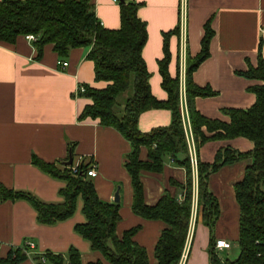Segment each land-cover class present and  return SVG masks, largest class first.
Wrapping results in <instances>:
<instances>
[{
  "label": "crops",
  "instance_id": "obj_1",
  "mask_svg": "<svg viewBox=\"0 0 264 264\" xmlns=\"http://www.w3.org/2000/svg\"><path fill=\"white\" fill-rule=\"evenodd\" d=\"M92 1L100 24L108 29L118 28L119 0ZM131 1L140 3L136 13L145 22L147 33L141 56L149 73L150 92L158 100L167 97L158 69V60L163 56L162 35L175 30L168 37L167 69L170 76H178L179 102L186 128L189 125L184 97L186 60L199 52L205 23L213 31L209 55L194 69L192 80L200 87L209 86L215 94L196 96L194 107L203 116L228 122L229 117L222 109H244L254 103L255 94L249 87L260 84L261 80L237 72L246 70L249 65L255 66L259 54L264 60V0ZM182 15L186 36L183 60L179 36ZM87 50L73 47L60 58L52 44H45L41 57L36 59L32 40L25 35L17 36L12 43L0 42V184L14 191L31 193L42 202H61L59 190L65 182L42 171L31 159L35 156L62 165L72 147L73 162L81 158L95 163L96 175L90 179L99 200L114 202V192L118 190L116 236L121 237L125 230L138 227L132 239L145 249L148 264H155L154 246L166 223L143 218L131 209V179L124 166L131 150L129 141L115 128L101 125L98 119H79L91 99L76 93V87L79 84L95 88L106 85L105 81L94 79L93 62L86 58ZM59 60H66V67L60 68ZM170 120V110L151 108L138 115L137 128L146 132L156 126H166ZM202 129L207 135L211 134ZM223 147L247 152L253 143L243 136L209 139L197 148V158L212 162L216 151ZM138 157L147 159L146 147L140 148ZM250 161L244 158L224 164L207 177V188L219 208L212 239L230 242L229 248L218 250L221 258L234 259L239 250V210L233 185L242 178ZM185 177L184 167L168 155L164 156L160 172L142 171L140 174L144 202L154 204L165 191L180 199V190L169 180L183 183ZM192 181L188 232L178 264H210L209 229L196 210V172H192ZM81 208L82 199L77 197L71 216L43 224L37 221L36 211L26 200L0 198V256L4 257L10 248L23 247L25 257L20 264H36L33 258L37 254H61L66 259L68 250L74 248L79 252L81 264L96 260L109 264L99 251L90 248L88 240L75 232L74 226L86 221Z\"/></svg>",
  "mask_w": 264,
  "mask_h": 264
},
{
  "label": "trees",
  "instance_id": "obj_2",
  "mask_svg": "<svg viewBox=\"0 0 264 264\" xmlns=\"http://www.w3.org/2000/svg\"><path fill=\"white\" fill-rule=\"evenodd\" d=\"M119 27L108 29L100 24L94 12L92 0H0V42L12 43L19 35H34L32 44L36 59L42 55L45 44H52L60 58L73 47L88 48L86 58L93 62L94 79L105 81L102 88L85 86L81 94L91 99L85 105L79 119H98L101 125L115 128L126 138L131 150L124 166L132 186V211L146 219H159L166 223L154 246L155 264H178L186 240L190 219L193 181L192 168L185 137L184 123L179 100L177 74L172 77L167 65L170 58L168 37L175 30L163 33V56L158 60L161 86L166 91L165 100L156 99L150 92L149 73L146 70L141 49L146 41L145 22L137 16L139 2L118 1ZM212 29L204 25L200 50L187 58L184 76L186 113L195 153L200 144L209 139L243 136L252 141L253 147L241 152L231 147L216 151L212 162H202L196 154V210L197 216L208 227L210 233V264H264V60L258 55L255 66L237 73L247 78L261 80L249 89L255 101L247 108H225L229 121L203 116L194 107L196 96H211L215 92L209 86L200 87L192 80V72L209 55V40ZM123 97L120 100V97ZM166 108L171 120L166 126H156L142 132L137 128L138 115L147 109ZM210 135H207L202 128ZM147 148V159L140 160V148ZM184 167L183 183L170 179L181 193V198L165 191L152 205L144 202L140 181L142 171L160 172L164 156ZM73 156L72 147L68 156ZM250 158L243 176L234 183V195L238 204V253L234 259L221 258L214 249L212 233L219 208L214 195L207 188L208 175L224 164ZM32 163L54 178L65 182L59 190L61 202H42L31 193L14 191L0 184V198L26 200L36 211L39 223L53 224L71 216L77 197L82 199V213L86 221L76 224L74 230L90 243L92 250L99 251L109 264H148L145 249L132 236L138 227L125 230L121 237L115 234L119 219V203L98 199L93 183L86 175L92 160L75 162H45L36 158ZM23 247L10 248L0 264H20L25 254ZM81 264L79 252L70 248L66 259L61 254L49 252L34 256L36 264ZM88 264H103L100 260Z\"/></svg>",
  "mask_w": 264,
  "mask_h": 264
},
{
  "label": "built area",
  "instance_id": "obj_3",
  "mask_svg": "<svg viewBox=\"0 0 264 264\" xmlns=\"http://www.w3.org/2000/svg\"><path fill=\"white\" fill-rule=\"evenodd\" d=\"M184 17L182 15V19L180 20V26H179V32H180V53L182 56V60L184 59V49H185V28H184V21H183ZM26 38L33 40L35 39L34 35L32 34H28L25 35ZM58 65L60 66V68H64L67 65V61L66 60H59L58 61ZM85 91V86L82 84H79L76 87V93H83ZM184 123V121H183ZM184 130H185V137H186V141H187V147H188V153H189V158H190V164H191V168H192V172H196V153H195V146H194V141H193V137L191 134V130L190 127L188 125V128L185 127L184 125ZM81 159V158H80ZM78 159L76 161V163L72 166V170L75 171L76 170V166L78 164V161L80 160ZM86 175L90 178L94 177L96 175V166L95 163L92 162L91 165L87 168L86 170ZM28 246L30 247L31 244L28 243ZM230 247V242L224 239H215L214 241V249L215 250H221V249H227ZM40 260L44 263L47 264L44 261V258L41 257Z\"/></svg>",
  "mask_w": 264,
  "mask_h": 264
},
{
  "label": "water",
  "instance_id": "obj_4",
  "mask_svg": "<svg viewBox=\"0 0 264 264\" xmlns=\"http://www.w3.org/2000/svg\"><path fill=\"white\" fill-rule=\"evenodd\" d=\"M120 2H125L126 0H119ZM72 161L71 156L68 157L67 161L65 162L66 165H69ZM113 201L114 202H118L119 201V196H118V190H116L114 192V196H113Z\"/></svg>",
  "mask_w": 264,
  "mask_h": 264
},
{
  "label": "rangeland",
  "instance_id": "obj_5",
  "mask_svg": "<svg viewBox=\"0 0 264 264\" xmlns=\"http://www.w3.org/2000/svg\"><path fill=\"white\" fill-rule=\"evenodd\" d=\"M122 98H123V97L121 96V97H120V100H121ZM233 246H235V244H234V243H233ZM233 248H234V247H233Z\"/></svg>",
  "mask_w": 264,
  "mask_h": 264
}]
</instances>
